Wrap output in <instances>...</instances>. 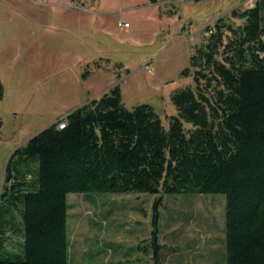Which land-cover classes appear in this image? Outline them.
I'll use <instances>...</instances> for the list:
<instances>
[{"label": "trees", "instance_id": "1", "mask_svg": "<svg viewBox=\"0 0 264 264\" xmlns=\"http://www.w3.org/2000/svg\"><path fill=\"white\" fill-rule=\"evenodd\" d=\"M205 32L182 71L192 82L172 92L178 113L168 128L152 105L128 108L117 84L13 151L0 194V264H70L74 192L156 194L152 264H164L163 194L222 193L227 264H264V0Z\"/></svg>", "mask_w": 264, "mask_h": 264}, {"label": "rangeland", "instance_id": "2", "mask_svg": "<svg viewBox=\"0 0 264 264\" xmlns=\"http://www.w3.org/2000/svg\"><path fill=\"white\" fill-rule=\"evenodd\" d=\"M250 3L0 0V194L17 147L117 84L128 108L148 103L168 128L172 92L192 82L182 71L206 26ZM155 198L70 193V264H152ZM160 210L164 264H227L224 194L164 193Z\"/></svg>", "mask_w": 264, "mask_h": 264}, {"label": "built area", "instance_id": "3", "mask_svg": "<svg viewBox=\"0 0 264 264\" xmlns=\"http://www.w3.org/2000/svg\"><path fill=\"white\" fill-rule=\"evenodd\" d=\"M254 3H255V0H251L250 6L254 5ZM119 24L120 25L124 24L125 26H129L130 25V23L128 21H126L124 23L122 21H119ZM66 123H67L66 118H61L59 120V122H58V126L59 127H63Z\"/></svg>", "mask_w": 264, "mask_h": 264}, {"label": "crops", "instance_id": "4", "mask_svg": "<svg viewBox=\"0 0 264 264\" xmlns=\"http://www.w3.org/2000/svg\"><path fill=\"white\" fill-rule=\"evenodd\" d=\"M130 26V25H129Z\"/></svg>", "mask_w": 264, "mask_h": 264}]
</instances>
